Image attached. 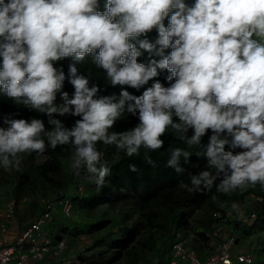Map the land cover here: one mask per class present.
<instances>
[{"label":"clouds","instance_id":"obj_1","mask_svg":"<svg viewBox=\"0 0 264 264\" xmlns=\"http://www.w3.org/2000/svg\"><path fill=\"white\" fill-rule=\"evenodd\" d=\"M153 29L156 39L150 42L147 34ZM140 50L149 54L147 65L137 62ZM89 53L112 86L139 91L154 82L141 96L122 87L119 103L111 102L114 96L93 99L100 86L90 89L89 79L78 75L76 66ZM66 57L72 58L71 99L62 91L63 66H53ZM158 69L169 70L165 80L170 86L154 80ZM0 93L44 114L51 125L46 130L42 119L4 114L0 166L5 170H20V153H43L46 138L52 149L68 145L72 167L86 166L88 173L97 174L94 181L100 186L110 168L98 142L132 157L139 155L141 145L162 148L160 137L171 125L177 132L194 130L187 140L190 147L212 131L206 153L197 155L210 157L216 174L209 170L193 176L196 190L202 181L210 190L221 173L218 192L242 193L257 184L264 188V0H105L102 10L99 0H0ZM57 93L61 104L53 103ZM126 101H135L126 111L136 116L138 109L141 123L129 132L109 134ZM53 114L81 119L67 127ZM171 152L167 167L177 166L181 153L186 162L191 155L181 148ZM145 160L155 167L150 156ZM129 169L137 171L135 165ZM180 187L194 190L183 183Z\"/></svg>","mask_w":264,"mask_h":264},{"label":"trees","instance_id":"obj_2","mask_svg":"<svg viewBox=\"0 0 264 264\" xmlns=\"http://www.w3.org/2000/svg\"><path fill=\"white\" fill-rule=\"evenodd\" d=\"M99 2L102 10L105 0H99ZM186 2L193 3L194 0H186ZM165 23L167 24V21ZM147 36L150 42H154L156 30L153 29L152 33L147 34ZM129 40L134 42V38L130 37ZM95 51L98 53L99 49ZM140 51L142 55L137 57V62L147 65L149 54L143 50ZM170 52V48L166 49L165 55ZM154 58L160 59V57ZM70 62H72L71 57L53 62L54 67L63 66L65 80L62 91L69 94V99L73 98L75 92V88L68 81ZM76 66L78 68L77 74H83L89 79L88 87L90 89L93 85L100 86V90L93 96V99L114 96L111 100L112 103H119L122 98L120 95L122 87L134 96H141L143 91L154 82L150 80L147 85L141 86L139 91L127 85L112 86L106 77V71L93 63L91 53L86 54L84 61L77 63ZM158 72L160 75L154 80L159 79L162 86H170L165 80V76L170 74L169 70L158 69ZM53 103H63L59 93H57V99ZM134 103L135 101L125 102L124 113L118 117L113 127L108 129L109 134L129 132L141 123L138 109L136 116H132L126 111L127 105ZM8 113H18L13 117L15 119L23 118L29 121L32 118L42 119L46 130H51V125L47 123V116L35 110L30 111L25 105L16 104L12 98L0 93V127H7L3 125L2 118L4 114ZM53 116L60 119L67 127H72L77 119H81V117H72L68 114L65 116L53 114ZM173 120L176 123L180 122L175 115ZM193 134L194 130L191 128L187 133H183L177 132L169 125L165 134L160 137L164 141L162 148L149 150L141 145L139 155L132 157H128L124 151L118 150L115 145H104L102 142H98V150L103 153L102 159L107 161V166L110 168V174L104 177V183L100 186L94 181L97 174L88 173L86 166L78 170L72 167L73 150L68 145L57 146L52 149L48 146L45 138V151L43 153L19 154L21 158L20 170L15 169L14 179L10 182L11 193L5 194L4 197L1 196V200H5L9 196L10 199L15 198L19 202L24 198L31 200L28 204L26 203L25 214L21 216V220L18 219L19 225L26 228L24 224L26 218L30 217L33 219L32 222L46 210L44 203L39 214L37 216L34 214L33 208L38 209L37 204H41L35 200L36 191L34 187L38 186L39 183H48L58 188V192L49 199L55 203L56 208L52 211V218L47 225V235L55 242L60 239L67 240L69 234L72 236L86 234L95 237V244L100 246L102 251L95 255L96 260L92 261L91 264H118L127 254L133 252L137 245L145 246L146 241H151L152 236L149 234L142 240L140 238L145 231H150L153 228L162 232L161 235H164L168 242L174 241L179 233L191 231L206 246H209L212 232L219 223L214 214L234 211L235 208L243 206L249 197L254 198L257 203L255 208L257 219L253 222V226L264 230V188H261L259 184L254 187L249 186L247 191L242 193L239 189L231 194L218 192L217 187L224 179L223 173H221L213 182L210 190L205 187L203 181L198 186L199 190H196L197 186L192 184V177H199L201 172L209 170L215 175L216 169L214 166H211L210 169V157L203 154L197 155L198 152L206 153L212 131L209 129L201 137L200 145L190 147L187 140L191 139ZM180 135H184L185 139L180 140ZM174 148L189 151L191 155L186 162L183 153H181L177 160V166L167 167V161L172 158L171 149ZM229 150L228 145H225V151ZM236 151L241 150L237 149ZM145 156L151 157L155 162V167L146 162ZM37 157H45V160L41 164H37ZM129 165H135L137 171H131ZM176 167H179L181 171L177 172ZM5 171L3 166H0V183L3 179L9 181L3 176ZM89 177L93 179H89ZM181 183L194 190L191 193L188 192L186 188L180 187ZM71 185H74V195H69L72 190L69 188ZM65 199L71 202L74 212L86 215L85 221L82 222L77 218L74 220L73 217L66 218L62 215L59 204ZM29 211H31L30 215ZM52 221L54 225H50ZM69 221L73 224L70 225ZM78 221L79 225L75 227L74 225ZM234 226L238 228L240 224L234 223ZM243 227L245 230V225ZM194 248L198 253H202L203 248L200 246ZM169 250L170 247L166 256ZM261 251L264 252V249ZM78 260L85 262L82 256H79Z\"/></svg>","mask_w":264,"mask_h":264},{"label":"built area","instance_id":"obj_3","mask_svg":"<svg viewBox=\"0 0 264 264\" xmlns=\"http://www.w3.org/2000/svg\"><path fill=\"white\" fill-rule=\"evenodd\" d=\"M20 202L24 203L26 199ZM20 202L11 198L0 206V264H44L48 256L55 258L57 264H79L73 256L67 254L66 239L55 242L47 235V225L56 208L50 200L46 203L45 212L23 228L14 243L7 244L10 224L17 217ZM247 203L248 200L234 211L214 214L219 223L211 239L215 236L221 242L213 252L202 249V253H198L186 239L177 235L170 246L166 264H253L252 256L237 248L238 237L236 227H233L234 223L240 226L252 225L257 219L255 210L247 208ZM59 205L64 217H73L74 210L70 201L65 199ZM260 253L264 255V252Z\"/></svg>","mask_w":264,"mask_h":264},{"label":"rangeland","instance_id":"obj_4","mask_svg":"<svg viewBox=\"0 0 264 264\" xmlns=\"http://www.w3.org/2000/svg\"><path fill=\"white\" fill-rule=\"evenodd\" d=\"M45 160V157H37L36 163L41 164ZM15 169L11 168L9 170H6L3 173V176L5 179H8L9 181H5L4 179L1 180L0 183V206L4 203V201L10 199V196L5 198V200H1L2 197H4L5 194L11 193V181L14 179V173ZM74 185H71L69 188L72 190L69 192V195H74L75 191L73 189ZM36 191V199L37 202L41 204L38 205L37 208H33L34 214L37 216L39 212L41 211L42 205L47 203L50 198H52L56 192H58V188L53 187L52 185H49L48 183H39L38 186L34 187ZM2 196V197H1ZM26 199V198H24ZM248 207L249 209L255 210L256 208V201L254 198H248ZM21 201V200H20ZM31 200L26 199V202H20L18 205V216L17 219L21 220V216H23L26 210V205ZM27 203V204H26ZM31 211H29L30 215ZM85 216L83 213H77L76 211L73 214L74 220L79 219L82 222L85 221ZM88 218V217H87ZM30 217L25 219V226L27 227L29 223H31ZM70 225L73 223L69 221ZM54 222L52 221L50 225H53ZM49 225V226H50ZM245 230L243 226H240V228H236V234L238 237V243L237 248L240 250L243 243L246 244V246H243L245 252L247 254H250L253 258V264H264V255L260 253V249H264V230H262L259 227L252 225H246L245 224ZM48 229V228H47ZM46 229V231H47ZM149 234L152 236V239L150 242L146 241V245H137L136 249L127 254L126 257L121 260L118 264H166L168 262V255L166 256V253L168 251V248L173 243V240L168 242L166 241V237L164 235H161L162 232L157 231L156 228L151 229L150 231H145V233L141 236L142 238ZM243 234V235H242ZM148 235V236H149ZM178 235H181L183 239H186L189 244H192L194 247L200 246L207 252H213L215 248L220 244L221 240L217 237H213L211 239L209 246H206L201 240L197 238V236L194 234V232H187V233H179ZM242 235L245 239L241 238ZM197 241V242H196ZM13 241H10V244H12ZM67 245L68 250L67 254L69 256H74V258L78 261L79 264H91L92 261L96 260V254H100L102 251V248L95 244V237L86 235V234H79V235H67ZM241 246V247H240ZM79 256L84 257L85 262L79 261ZM98 256V255H97ZM100 256V255H99Z\"/></svg>","mask_w":264,"mask_h":264},{"label":"crops","instance_id":"obj_5","mask_svg":"<svg viewBox=\"0 0 264 264\" xmlns=\"http://www.w3.org/2000/svg\"><path fill=\"white\" fill-rule=\"evenodd\" d=\"M78 225H79V221L77 222V224L75 223L74 226L76 227ZM238 228H240V226ZM22 231H23V227H21L19 225L18 219L17 218H14L12 220L11 224H10L9 232H8V235H7L8 236L7 244H10V241H13L12 243H14L17 240L18 236L20 235V233ZM235 231H236V229H235ZM242 235H240V236H241L242 239H244V237ZM243 241H245V239ZM243 246H246V244L243 243L242 247L240 246L241 247L240 250H242L243 252H245ZM261 250H262V248L259 251H261ZM44 264H57V260L55 258H53L52 256H48L44 260Z\"/></svg>","mask_w":264,"mask_h":264}]
</instances>
